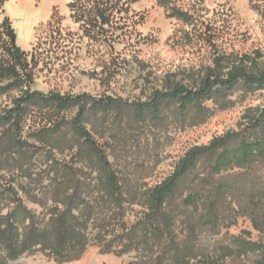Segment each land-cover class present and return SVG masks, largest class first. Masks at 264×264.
<instances>
[{
    "label": "rangeland",
    "instance_id": "rangeland-1",
    "mask_svg": "<svg viewBox=\"0 0 264 264\" xmlns=\"http://www.w3.org/2000/svg\"><path fill=\"white\" fill-rule=\"evenodd\" d=\"M76 1L0 0L32 89L74 102L59 112L37 98L19 115L17 94L0 96V264H176L240 235L264 241V158L215 172L207 155L163 207L150 202L189 149L238 132L264 91L135 115L219 54L260 52L264 65V0H78L83 21ZM102 7L114 9L104 26ZM79 110L95 146L74 130Z\"/></svg>",
    "mask_w": 264,
    "mask_h": 264
},
{
    "label": "trees",
    "instance_id": "trees-1",
    "mask_svg": "<svg viewBox=\"0 0 264 264\" xmlns=\"http://www.w3.org/2000/svg\"><path fill=\"white\" fill-rule=\"evenodd\" d=\"M77 1L72 8L76 20L83 21L86 16L78 12ZM113 10L112 7L96 9L95 16L97 20L101 19L100 25L109 23L108 14H112ZM176 16L185 22L190 20L189 15L182 11L176 12ZM261 59L263 54L260 52L219 54L214 59L213 65L198 74L195 84L189 86L180 82H169L162 89L157 90L149 101L138 104L135 115L140 120L148 114L157 117L168 103H174L181 111L186 112L196 104L228 98L238 89L246 92L264 91V65L260 62ZM31 66L27 52L17 44V33L12 22L8 17L0 18V96L17 94L13 99L11 112L19 115L25 113L27 107L37 98L46 100V103L54 106L59 112L74 103L71 99H64L61 96L47 97L35 92L32 89ZM83 116V111L79 110L73 121L74 130L90 146H95V138L84 125ZM235 140L238 141L236 145ZM210 154L218 155L215 172L233 167L243 168L255 160L263 159L264 106L245 114L238 132H228L215 137L206 145L189 149L177 162L172 175L154 188L150 195L151 204L156 208L163 207L175 195L181 180L195 168L201 158ZM109 180L112 190L116 189L115 176L110 175ZM74 239L76 238L72 241ZM239 259L246 260L250 264H264V241H254L250 237L240 235L231 244L224 245L213 253L185 257L176 264H227L229 261Z\"/></svg>",
    "mask_w": 264,
    "mask_h": 264
}]
</instances>
